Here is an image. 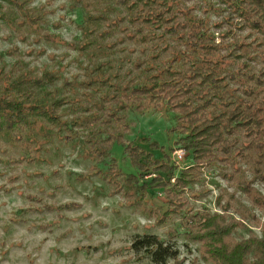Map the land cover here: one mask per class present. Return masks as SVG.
I'll use <instances>...</instances> for the list:
<instances>
[{
	"label": "trees",
	"instance_id": "16d2710c",
	"mask_svg": "<svg viewBox=\"0 0 264 264\" xmlns=\"http://www.w3.org/2000/svg\"><path fill=\"white\" fill-rule=\"evenodd\" d=\"M82 1L93 9L82 18L91 23L84 32L96 33V47L88 52L92 41L68 42L91 59L82 77L63 78L68 89L56 87L58 74L33 73L19 58L8 66L5 56H16V44L0 51V134L40 149V140L49 141L53 128H65L69 130L65 140L75 136L95 162L109 159L114 143L123 144L136 174L114 168L107 174L111 191L164 223L189 208L186 193L197 183L201 169L222 162L230 169L222 173L225 180L240 173L236 187L249 206H236L220 191L215 198L219 212L196 213L186 221L185 233L199 244V257L207 264H264V0ZM27 3L0 0L1 22L14 28L21 40L31 36L35 43L54 42L46 25L52 13L48 3L37 7ZM115 29L131 40L148 38L146 57L104 55L116 45L118 37L109 42L104 38ZM150 107H165L175 115L174 129L180 134L175 145L189 164L180 167L168 154L153 160L139 146L125 143L130 130L127 112L143 113ZM66 111L71 113L67 117ZM153 186L163 194L167 208L147 205L145 198ZM250 217L259 235L237 239L235 233ZM131 248L142 250L157 264L178 256L155 235L135 239Z\"/></svg>",
	"mask_w": 264,
	"mask_h": 264
},
{
	"label": "rangeland",
	"instance_id": "374dc122",
	"mask_svg": "<svg viewBox=\"0 0 264 264\" xmlns=\"http://www.w3.org/2000/svg\"><path fill=\"white\" fill-rule=\"evenodd\" d=\"M82 2L79 5L76 0H28L30 7L48 3L52 13L47 16L46 25L55 35L54 42L35 43L31 36L21 40L14 28L0 20V51L13 44L19 48L16 56H5L6 64L11 66L19 58L33 73L48 70L58 74L56 87L68 89L63 78L72 80L74 74L82 77L91 60L68 42L92 41L86 46L88 52L96 47V33L84 32L91 23L82 18L87 9H93ZM116 9L121 10L118 6ZM117 37L112 49L102 44L104 55L112 59L123 54L146 57L151 43L148 38L131 40L118 29L109 31L104 38L109 42ZM40 48L44 53H34ZM70 114L64 112L65 117ZM127 121L130 130L124 136L125 143L139 146L153 160L161 161L163 154H168L174 162V151L178 149L175 141L180 134L174 129L177 120L171 111L165 107H150L143 113L129 110ZM51 133L49 141L40 140V149L37 144L27 148L21 139L11 141L0 134V264H157L142 250L131 248V243L144 235H155L177 251V259H168L164 264H207L199 257V244L185 233L186 221L196 213L219 212L215 198L220 191L225 193L224 199L236 206H249L236 187L242 179L240 173L234 172L227 181L222 173H230L229 166L217 162L204 166L197 183L186 193L189 208L165 223L159 222L155 216L130 207L110 189L107 174L114 168L125 175L136 174L123 144L114 143L109 159L95 162L77 145L75 136L70 142L65 140L69 130L53 128ZM183 157L180 167L190 162ZM241 169L247 170L243 164ZM255 187L262 190L258 184ZM145 201L155 208H167L163 194L155 186L149 189ZM252 213L260 218L257 210ZM245 225L235 233L237 239L259 235L251 217Z\"/></svg>",
	"mask_w": 264,
	"mask_h": 264
},
{
	"label": "built area",
	"instance_id": "2783aa9c",
	"mask_svg": "<svg viewBox=\"0 0 264 264\" xmlns=\"http://www.w3.org/2000/svg\"><path fill=\"white\" fill-rule=\"evenodd\" d=\"M183 156H184V151L182 149L175 150L174 151V158H173L174 162L176 164H179V162L183 160V158H184Z\"/></svg>",
	"mask_w": 264,
	"mask_h": 264
}]
</instances>
